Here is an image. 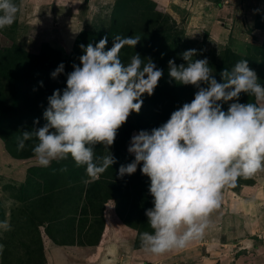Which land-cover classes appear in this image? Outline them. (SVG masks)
I'll use <instances>...</instances> for the list:
<instances>
[{"label": "clouds", "instance_id": "clouds-1", "mask_svg": "<svg viewBox=\"0 0 264 264\" xmlns=\"http://www.w3.org/2000/svg\"><path fill=\"white\" fill-rule=\"evenodd\" d=\"M19 12L13 0H0V29L13 25ZM141 39L136 34L116 35L108 50L107 36L95 46L81 44L84 54L67 74L66 88L47 98L46 123L23 131L17 150L35 139L32 151L42 167L70 156L77 167H85V184L117 163L110 149L118 130L133 112L141 111V97L153 95L164 75L150 57L142 59L139 53L127 64L122 61L121 50L135 48ZM196 52L181 54L186 66L175 59L168 62L173 80L198 89L194 99L173 111L162 126L134 134L128 151L135 159L118 171L122 178L142 164V174L150 178L154 207L145 214L153 231L141 233L140 241L153 255L183 250L202 239L212 226V214L221 207L222 190L264 172V86L257 73L248 60H240L231 71L223 70V82H218L207 58L193 60ZM64 72L61 63L51 76ZM242 93L252 101L240 103ZM229 101L235 102L225 112L223 103ZM97 145H103L106 154L97 155ZM59 170L67 172L68 167ZM0 228H10L7 220L0 221Z\"/></svg>", "mask_w": 264, "mask_h": 264}, {"label": "rangeland", "instance_id": "rangeland-1", "mask_svg": "<svg viewBox=\"0 0 264 264\" xmlns=\"http://www.w3.org/2000/svg\"><path fill=\"white\" fill-rule=\"evenodd\" d=\"M147 1L157 6L158 13L162 14V25L158 28L161 45L172 47L180 55L196 49L193 60L204 55L214 77L221 83V72L230 71L231 67L221 65L223 56L233 51L250 60L249 67L264 86V33L258 29L259 25L264 27V20H258L259 16H264V0ZM13 2L19 6L20 12L13 25L0 29V46L19 44L31 53H38L42 44L48 43L68 58L82 33H109L118 0ZM164 20L168 24H164ZM213 53L217 59L212 58ZM193 99L192 95L189 96L188 102ZM252 99L242 93L239 102L246 104ZM171 104H175L171 114L183 106L174 100ZM148 106L143 104L135 115L151 118L155 112L163 114V108L151 112ZM152 128L148 126V131ZM121 157L109 168L110 171L87 184L83 182L88 179L85 167L75 166L60 185L54 183L55 191H51L28 177L31 168L43 175L46 167L40 166L35 157L13 158L0 138V221L7 220L10 225L8 230L0 228V264H63L60 261L66 260L63 252L80 262L83 255L94 249L87 250L91 243L84 245L77 241L79 233L89 231V224L86 225L87 231L80 230L81 220L78 221L77 215L76 219L72 218L88 204L92 207H89L90 223H95V232L100 226L99 220L93 217L97 211L99 216L107 211L110 229L120 233L114 241L131 244L124 264H151L139 255L144 249H136L142 247L140 234L146 232L143 229L145 224L148 225L145 212L154 207L153 197L150 187H142L138 181L141 166L133 175L122 178L118 175L120 166L135 158L131 153ZM90 192L95 197L88 203ZM221 194V207L212 214V226L204 237L193 242L194 247L189 245L183 250L163 254V260L156 264H264V172L249 179L240 178L236 187H227ZM103 204L106 210L102 208ZM58 205L61 214L54 211Z\"/></svg>", "mask_w": 264, "mask_h": 264}, {"label": "trees", "instance_id": "trees-1", "mask_svg": "<svg viewBox=\"0 0 264 264\" xmlns=\"http://www.w3.org/2000/svg\"><path fill=\"white\" fill-rule=\"evenodd\" d=\"M135 6H137L136 10L134 9ZM161 15L162 14L157 11V6L151 5V2L147 0H118L112 14L110 27L108 28L109 33L107 34L100 31H89L86 34H84L85 32L82 33L78 36L74 50L68 58H65L60 50L51 47L48 43L42 44L38 53H31L24 45L19 44H13L11 47L0 46V138L12 157L16 159L35 157L32 148L36 140L27 141L24 150L18 151L17 137L21 136L23 131H32L34 128L42 127L46 123L43 118V112L48 107L47 98L51 96L56 89L62 91L66 88L67 74L74 70L73 64H80L79 58L84 54L80 45L83 44L87 46L91 43L95 46L105 36L108 37L105 50L113 46L114 36L116 35L126 37L136 34L141 36L142 39L135 48L125 46L121 50L120 56L122 61L127 64L130 62L133 55L139 53L142 59L146 60L150 57L157 67L163 69L164 72L154 94L149 96L145 93L141 97L143 99V104L151 106V109L148 106L151 112L155 108L160 107L164 109L163 114L155 112V115H152L154 113L151 114V118H147L146 115L144 117L137 116L135 115L136 112L130 115L128 121L118 130L116 140L110 149L117 162L121 156V158L128 156V147L134 134H137L141 130L148 131V126L158 128L167 122L171 116L172 108L175 107V104H171V100H174L176 104L180 105L190 103L191 101L188 102L189 96L192 95L194 97L198 89L193 85L179 84L169 76V60L175 59L177 65L185 64V66L187 65V61L183 60L181 58L182 56L177 54L176 50L172 47L167 45L164 46L159 43L161 40V32L158 31V28L162 25V22H160ZM258 20H264V16H259ZM164 24H168L167 21L164 20ZM258 29H261L264 33V27L259 25ZM229 52V55L224 54L221 65L226 64V68H229L228 65H230V71L234 66L233 64L240 60L246 59L248 60V64L250 63L248 58L239 56L233 51ZM203 56L204 55H201L197 59ZM214 56L217 59L216 54L213 53V59ZM204 58L206 57L204 56L203 59ZM61 63L65 65V72L59 75L58 78H52L51 73ZM159 98H161V102ZM232 102L234 101H229L227 103L222 102L225 112H227ZM37 119H39L38 125L35 124ZM96 151L99 155L106 154L103 145H97ZM65 165H67L68 171L61 172L59 169ZM75 166L74 160L69 156L67 160L59 163L53 162L50 167H46L43 175L37 174V170L31 168L29 170L31 173L28 177L29 179L34 178L36 183L42 185L45 190L50 189L51 191H55L56 185H54V183L60 185L61 181L65 179L64 177H66L67 174L70 175L68 172L75 169ZM113 166L114 165L111 167ZM139 166L142 168V164L138 165V167ZM110 170L111 169H108L106 172ZM139 173L141 175H139L138 181L142 183V187L146 185L150 187V178L143 175L142 172ZM139 183L137 184L139 185ZM142 192H144V190ZM59 194H61V192ZM93 197L95 196L90 192V196L87 198L88 203ZM101 206L106 210L104 204ZM42 207L44 208L45 206L43 205ZM89 207L92 208L88 204L85 209L76 213L72 219L74 220L77 218L79 219L78 221L81 220L79 225L80 230L85 229L87 231L86 225L89 224V231L85 234L79 233L80 239L78 238L77 241L84 245L91 243L89 247H98L109 234L111 222L109 221L108 223L107 211L105 213L101 212L102 216H99V212L97 211L93 218L99 220L98 224L100 229L95 232V223H90L91 211ZM59 208V205L54 208L57 214H61V211L58 210ZM143 223L145 224V222ZM143 229L147 232L153 231L147 224H145ZM87 233L88 236H86ZM82 239L84 241H82ZM85 239L88 241H85Z\"/></svg>", "mask_w": 264, "mask_h": 264}, {"label": "crops", "instance_id": "crops-1", "mask_svg": "<svg viewBox=\"0 0 264 264\" xmlns=\"http://www.w3.org/2000/svg\"><path fill=\"white\" fill-rule=\"evenodd\" d=\"M112 229V228H111ZM109 231V234L107 235L106 239L102 241L101 245L98 247H87V250L94 249L93 252L90 254H85L82 256L83 259H81L80 262L76 261V258H72L71 255H69L66 252H63V255L66 260H60L63 264H124L127 257H125L128 254V248L131 244H127V241L124 243L121 242H115V238L118 236V231H115L114 229ZM123 238H119L121 240ZM126 240V239H125ZM195 242V241H194ZM192 242L190 245L191 247L195 246ZM58 249L61 248V246L57 247ZM143 247H137L136 250H140ZM76 248H74L75 251ZM62 250H60L61 252ZM125 254V255H124ZM143 256L145 259V262H151V264H156L157 262H160V260H163V255H153L148 252L141 251L139 255ZM63 259V257H62ZM153 261V262H152ZM155 261V262H154ZM67 262V263H66ZM144 262V261H143ZM141 264V262H139Z\"/></svg>", "mask_w": 264, "mask_h": 264}]
</instances>
